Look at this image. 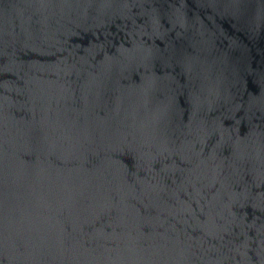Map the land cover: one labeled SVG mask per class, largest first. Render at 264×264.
Masks as SVG:
<instances>
[{
    "label": "water",
    "instance_id": "1",
    "mask_svg": "<svg viewBox=\"0 0 264 264\" xmlns=\"http://www.w3.org/2000/svg\"><path fill=\"white\" fill-rule=\"evenodd\" d=\"M0 264H264V0H0Z\"/></svg>",
    "mask_w": 264,
    "mask_h": 264
}]
</instances>
